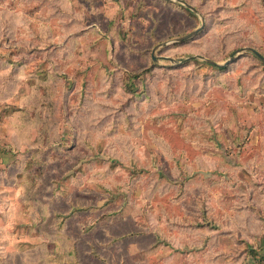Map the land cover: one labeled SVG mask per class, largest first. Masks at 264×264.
<instances>
[{"label": "rangeland", "instance_id": "obj_1", "mask_svg": "<svg viewBox=\"0 0 264 264\" xmlns=\"http://www.w3.org/2000/svg\"><path fill=\"white\" fill-rule=\"evenodd\" d=\"M167 1L0 0V264H264V0Z\"/></svg>", "mask_w": 264, "mask_h": 264}, {"label": "water", "instance_id": "obj_2", "mask_svg": "<svg viewBox=\"0 0 264 264\" xmlns=\"http://www.w3.org/2000/svg\"><path fill=\"white\" fill-rule=\"evenodd\" d=\"M179 2L182 3V4H184L188 9L196 12V10L192 6L184 3L181 0H179ZM204 26H205V22L203 20L202 21V27L201 28L197 29L196 31L192 32L191 34H188V35H186L184 37H181V38L177 39L175 42H183V41H186V40H188V39L196 36L203 29ZM242 51H244V52H252L259 60H261L264 63V56L261 55L258 51L254 50L252 48H245ZM206 61H208L210 64L215 65V66H218V67H225V66L229 65L231 62H233L234 61V58H231L224 65H218L215 62L210 61V60H206Z\"/></svg>", "mask_w": 264, "mask_h": 264}, {"label": "trees", "instance_id": "obj_3", "mask_svg": "<svg viewBox=\"0 0 264 264\" xmlns=\"http://www.w3.org/2000/svg\"><path fill=\"white\" fill-rule=\"evenodd\" d=\"M163 2L168 3L167 0H163ZM261 55H262V54H261ZM261 63H262V65L264 66V63H263V62H261ZM218 68H219L220 71H223V70H224L223 67H218ZM127 84H129V81H128V80L126 81V85H127ZM60 217H61V216H60Z\"/></svg>", "mask_w": 264, "mask_h": 264}]
</instances>
